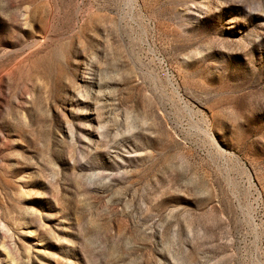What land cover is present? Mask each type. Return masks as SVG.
<instances>
[{"label": "rangeland", "instance_id": "obj_1", "mask_svg": "<svg viewBox=\"0 0 264 264\" xmlns=\"http://www.w3.org/2000/svg\"><path fill=\"white\" fill-rule=\"evenodd\" d=\"M0 264H264V0H0Z\"/></svg>", "mask_w": 264, "mask_h": 264}]
</instances>
